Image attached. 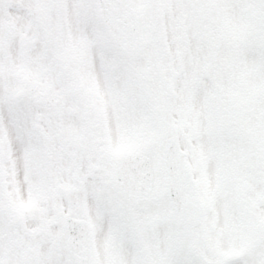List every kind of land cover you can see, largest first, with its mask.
<instances>
[{"label":"snow or ice","instance_id":"1","mask_svg":"<svg viewBox=\"0 0 264 264\" xmlns=\"http://www.w3.org/2000/svg\"><path fill=\"white\" fill-rule=\"evenodd\" d=\"M0 264H264V0H0Z\"/></svg>","mask_w":264,"mask_h":264}]
</instances>
